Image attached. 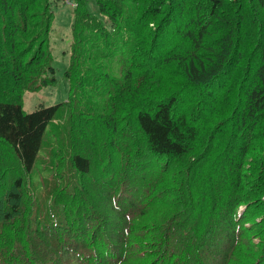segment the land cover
<instances>
[{"label":"trees","instance_id":"1","mask_svg":"<svg viewBox=\"0 0 264 264\" xmlns=\"http://www.w3.org/2000/svg\"><path fill=\"white\" fill-rule=\"evenodd\" d=\"M76 1L69 99L26 113L24 94L57 82L54 11L0 0V264H264V0ZM64 109L79 122L43 152ZM88 153L114 173L94 180L110 235L75 180L93 174ZM37 171L55 180L42 211Z\"/></svg>","mask_w":264,"mask_h":264},{"label":"rangeland","instance_id":"2","mask_svg":"<svg viewBox=\"0 0 264 264\" xmlns=\"http://www.w3.org/2000/svg\"><path fill=\"white\" fill-rule=\"evenodd\" d=\"M50 2L54 11V20L51 27L49 44L51 52L53 54L52 66L55 69V77L57 82L54 86L44 87L35 92H26L23 96L22 103L23 109L26 113H31L40 106L50 107L65 103L69 99V82L65 78V70L67 69L70 60L72 42L71 28L74 19L73 11L76 9L78 1L50 0ZM88 8L92 13H98V7L95 0H88ZM256 9L260 11L259 7H257ZM252 15V13H249L247 21L249 24L255 25L257 24V18L255 19ZM258 22L260 23V20H258ZM259 60L260 55L256 53L253 63L255 67H257L256 63L259 62ZM241 71L242 70H240V72ZM252 83L253 79H250L248 85H251ZM72 110L73 109H64V113L60 112L59 116L51 123L48 129V133L46 134L45 143L43 145V152H47L51 155L53 154V135L55 134L58 137L59 142L61 141V138L57 135L56 131L61 135V137L66 138L70 125L73 121L72 114L74 116L75 122H79L80 117L77 114V111H74L73 113ZM83 144L84 142L82 143V145ZM62 148L64 152L70 153V150L65 151L64 147ZM88 154L93 160V166L91 168V172H93V174L88 175L86 179L80 178L77 175L75 180L88 185L86 188L91 194V196L89 197L90 203H88V205L92 206V209H89V215L92 214L97 224L102 220V223L99 226H105L104 230H107L110 235L114 232L107 227V224H110L111 226L116 225L115 223L118 222V220L116 219L117 213L113 210L114 208L111 203V195L108 194L110 190L109 187H107L106 189L104 188L105 190H103L102 186L94 183V180L97 181L99 179H102L107 182L108 180L112 179L114 173L110 170L108 174L103 175L101 172V170L104 171V168H102L101 166L103 164L101 163V165L97 164L95 166V156H93L91 153ZM132 155L134 156V152ZM254 157L255 156H253V160L260 161V157ZM131 158L133 159V157ZM46 159L47 157L45 156L44 160ZM40 174L41 172L37 171L31 175H26L25 179L26 186L28 188V196L31 198V200H34L35 204L38 205H36V208L42 211L45 209L46 204L51 199L50 188L54 187L55 180L53 179L52 175L47 176V180H44V178L40 176ZM123 177L129 180L136 178L130 166H128V168H123ZM41 182L45 184L44 188L41 186L38 187ZM150 190H152V188ZM171 199L172 200H169L168 202L171 204H176L173 202L175 200L174 195H172ZM242 207L244 206L239 207L240 212L244 210V208ZM172 212L173 214H169L167 218H172L176 212L178 214L181 213L178 211ZM105 238L108 237L105 235ZM254 244L255 246H258L257 251L260 252L261 249L259 245L262 244L257 240L254 241ZM259 252L257 255H259ZM252 256L254 257V255Z\"/></svg>","mask_w":264,"mask_h":264}]
</instances>
